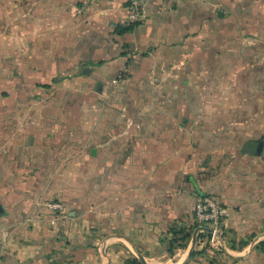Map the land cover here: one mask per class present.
<instances>
[{"label":"crops","instance_id":"obj_1","mask_svg":"<svg viewBox=\"0 0 264 264\" xmlns=\"http://www.w3.org/2000/svg\"><path fill=\"white\" fill-rule=\"evenodd\" d=\"M128 3L0 0L14 48L21 33L48 47L0 56V96L15 104L0 101V264H264V0H148L119 33ZM54 63L74 74L42 66ZM55 76L76 93L75 121L28 95ZM205 194L229 209L214 261L197 229L169 232L195 222Z\"/></svg>","mask_w":264,"mask_h":264},{"label":"rangeland","instance_id":"obj_2","mask_svg":"<svg viewBox=\"0 0 264 264\" xmlns=\"http://www.w3.org/2000/svg\"><path fill=\"white\" fill-rule=\"evenodd\" d=\"M9 18H11V16ZM1 20H2V18L0 17V56H2V55H5V57L12 56L13 53H18L19 51H25V53H28L30 51L31 52L42 51L39 49L32 50L28 47V44L30 43L29 40L26 37L21 36V35L26 34V33L20 34L21 43L20 42L19 43L23 47L20 48V46H18L17 48H14L13 44H12V41H13V38H12V36H13L12 22H11V20L9 22L4 21V23L2 25ZM61 34H62V32H55L54 33V35H57L58 37ZM38 35H39V33H34L33 36L36 39V38H38ZM42 49L44 52L48 51V47H43ZM14 50H16L17 52H14ZM49 51L52 52L51 55H57L58 56V55H63L62 53H64V48L52 46V47H50ZM58 52H60L61 54ZM22 54H24V52ZM39 54L40 53H37L36 56ZM42 66H45L49 69H52L54 73H57V72L60 73V76H64V69L66 70V75H68V73H72L75 69V65H65V67H64V63L44 64ZM17 68H18L17 65H15L13 63L5 64V70H7L11 73V75H9L10 79L8 78L9 81H8V83H6V86H7V84H10V87H12V83L14 82V79H12L13 73H14V71L17 70ZM72 74H74V73H72ZM14 78L16 79V77H14ZM61 81L62 80H60L58 76H55V79L53 80L52 84L50 85L49 90H46L43 93L42 92L41 93L32 92L31 94H28V95H30V96L35 95L36 97L41 96L43 98L42 102L48 106L47 110L50 111V113L52 115V119H56L59 121L60 118L64 116V120L69 119L71 121H75L76 120L75 114H76V108H77V97L75 96L76 93L73 94L72 92L71 93L61 92L60 86H59ZM70 87H75V83H73V85H71ZM11 91H12V89H11ZM65 91H68V90H65ZM13 96L14 95H12L11 93H10V95H6L5 97L0 96V101L2 100V98H4L3 101H4L5 105L12 107L15 105ZM21 102H22V104L25 105V109H26V107L28 105V96H25L24 100ZM19 103H20V101H18V105H19ZM35 111L36 112L40 111V108L37 107ZM24 113H25V110H24ZM34 114H36V113H34ZM25 116H28V114H26ZM64 147H65V151H67V152H71L73 150L75 151L78 149V147H76L75 144H66V145H64ZM70 162H72L70 167H73L75 165V161H70ZM72 178L75 180L76 176H74ZM71 185L75 186L76 182H73ZM54 203H60L61 204V201L56 200V199H52V200L48 201V203H47L48 207L50 206L49 204H54ZM51 208L52 207H50V209ZM52 209L54 210L55 214H57L56 211H58V212L64 211V213H66V208L63 207V205H62V208H59V209L52 208ZM230 241L231 240L229 238V243L231 244ZM233 242L235 243V241L232 240V243ZM229 243H228V245H229ZM234 246L236 247V245H234ZM219 255L220 254L217 255L218 258H219ZM217 256L213 255L210 258V260H218V258H216Z\"/></svg>","mask_w":264,"mask_h":264},{"label":"built area","instance_id":"obj_3","mask_svg":"<svg viewBox=\"0 0 264 264\" xmlns=\"http://www.w3.org/2000/svg\"><path fill=\"white\" fill-rule=\"evenodd\" d=\"M148 0H129L128 12L131 22L144 21L149 16ZM54 209L62 208V204H49ZM196 219L199 222V232H208V252L216 255L228 249L229 233L223 226L224 219L229 215V209L212 196L201 197L195 206Z\"/></svg>","mask_w":264,"mask_h":264},{"label":"trees","instance_id":"obj_4","mask_svg":"<svg viewBox=\"0 0 264 264\" xmlns=\"http://www.w3.org/2000/svg\"><path fill=\"white\" fill-rule=\"evenodd\" d=\"M141 22L143 21H137V22H132L128 27H120L118 32L119 33H125L131 29H133L136 25L140 24ZM206 196H212V195H203L202 197H206ZM213 197V196H212ZM215 198V197H214ZM216 199V198H215ZM218 201V199H216ZM195 219H196V211H195ZM199 222L197 221V219L195 220L194 223H191V224H184V223H177L175 222L174 225H172L170 228H169V232H171L175 238H174V241L175 242H182L184 240L188 241L190 240L193 235H194V232L195 230L199 227ZM200 237H202L203 239H206V244H205V248L209 245V241L208 240V232L205 231V232H199L198 233ZM205 241V240H204ZM247 242V241H246ZM245 241H240V244H247ZM234 245L237 246V242L235 241ZM258 248L264 252V240H261L258 244ZM195 253H198L196 251H193L192 252V256L195 254ZM211 261H214V260H211ZM128 264H141L138 259H130L128 260Z\"/></svg>","mask_w":264,"mask_h":264},{"label":"water","instance_id":"obj_5","mask_svg":"<svg viewBox=\"0 0 264 264\" xmlns=\"http://www.w3.org/2000/svg\"><path fill=\"white\" fill-rule=\"evenodd\" d=\"M258 146H259V150L261 151L263 147V142H260Z\"/></svg>","mask_w":264,"mask_h":264}]
</instances>
